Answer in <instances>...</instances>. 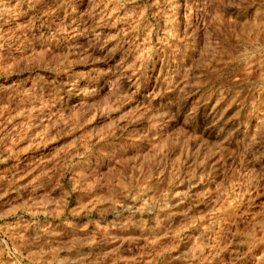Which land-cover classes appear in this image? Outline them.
I'll return each instance as SVG.
<instances>
[{"label":"rangeland","instance_id":"obj_1","mask_svg":"<svg viewBox=\"0 0 264 264\" xmlns=\"http://www.w3.org/2000/svg\"><path fill=\"white\" fill-rule=\"evenodd\" d=\"M0 264H264V0H0Z\"/></svg>","mask_w":264,"mask_h":264}]
</instances>
